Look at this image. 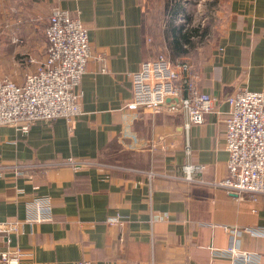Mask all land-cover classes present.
<instances>
[{
	"label": "crops",
	"instance_id": "crops-1",
	"mask_svg": "<svg viewBox=\"0 0 264 264\" xmlns=\"http://www.w3.org/2000/svg\"><path fill=\"white\" fill-rule=\"evenodd\" d=\"M228 3L225 31L189 61L201 89L219 101L203 123L188 128L183 109L131 104L132 72L163 54L162 41L152 42L146 31L145 0H0V55L3 41L18 54L26 39L25 75L46 57V38L38 47L35 38L45 37L54 9L81 18L92 48L73 127L64 118L37 121L28 132L1 124L0 163L76 157L109 165L0 176V221L22 222L0 234V264H245L212 254L229 247L253 252L248 264H264V195L237 199L212 184L228 174V99L242 87L264 90V0ZM164 49L169 58L180 55ZM187 164L205 166L196 181L185 178ZM129 168L160 174L150 180ZM36 198L50 200L47 220H33ZM117 215L121 220L111 224Z\"/></svg>",
	"mask_w": 264,
	"mask_h": 264
},
{
	"label": "built area",
	"instance_id": "built-area-1",
	"mask_svg": "<svg viewBox=\"0 0 264 264\" xmlns=\"http://www.w3.org/2000/svg\"><path fill=\"white\" fill-rule=\"evenodd\" d=\"M44 33L46 57L24 76V81L19 83L8 76L0 77V124L18 125L22 131L28 132L37 121L65 118L73 127L82 114L78 87L92 55L88 29L78 15L57 8L50 14ZM132 90L133 106L160 111L168 104L171 110H185L188 128L191 124L203 123L219 101L218 97L201 89L198 74L191 62H175L164 54L144 60L140 68L132 72ZM228 101L231 111L226 118L224 132V146L229 153L228 174L212 184L237 199L244 195L256 198L264 195V90L242 87ZM186 151L190 152L188 145ZM58 165H68L76 170L109 166L97 160L76 157L40 164L6 162L0 163V176L8 172L29 174L32 169L42 170ZM204 168L202 164H187L185 178L196 181L194 174L203 172ZM129 169L142 173L150 180L160 174L154 169ZM33 204L37 212L33 220H47L43 211L50 210V200L36 198ZM120 220V215L108 219L111 224ZM21 223L19 220L0 221V234L17 230ZM225 229L231 228L225 226ZM212 249V254L229 256L245 264L254 259L253 252L234 247ZM17 252L20 254V250ZM78 264L92 262L82 259Z\"/></svg>",
	"mask_w": 264,
	"mask_h": 264
},
{
	"label": "rangeland",
	"instance_id": "rangeland-1",
	"mask_svg": "<svg viewBox=\"0 0 264 264\" xmlns=\"http://www.w3.org/2000/svg\"><path fill=\"white\" fill-rule=\"evenodd\" d=\"M228 1L229 0H181L184 5V11H181V13L174 18L172 13L175 9V0H145L146 9L144 22L146 31H148L150 37H152V42H154V36L162 41L163 44H159V47L161 49L160 52L163 54L168 52L164 49L165 44L167 45V49H170L169 51L171 53L175 52L170 43L172 40V32L170 30L172 22L176 24V26L179 25L181 30L180 33L191 31V34H193L191 38L193 45L185 43L184 48L187 52L184 55L180 54L181 56L170 58L175 62L190 61L192 56L202 54L213 46L218 36L227 28L230 19ZM194 28L198 30L197 35L191 30ZM43 36L41 34L36 36L35 39L37 42L35 45L37 47L40 42L43 43L45 41V37L43 38ZM39 38L41 39L39 40ZM19 44L22 46V51L17 54L14 49L13 54L8 50V47L10 48L11 46L10 41L2 42L1 48H4L5 53L4 55H0V77L8 76L17 82H20V80L24 78L23 76L27 69L26 39ZM70 128H72V125H70ZM1 163L6 162L2 161Z\"/></svg>",
	"mask_w": 264,
	"mask_h": 264
},
{
	"label": "trees",
	"instance_id": "trees-1",
	"mask_svg": "<svg viewBox=\"0 0 264 264\" xmlns=\"http://www.w3.org/2000/svg\"><path fill=\"white\" fill-rule=\"evenodd\" d=\"M183 10H184V5L181 2V0H175V9L173 10V13H172L174 18L177 17L178 14H180L181 11H183ZM170 30L172 32V40H171L170 43L173 46L174 51L176 53H178V54H181L183 52L186 53L187 50L184 48L185 47L184 44L185 43L186 44L188 43V45L192 44V39L191 38H192L193 34H191V31L190 32H182V33H180L181 30H180L179 25L176 26V24H173V22H172V26H171ZM191 30H193L195 35L198 34L197 28H194V29H191ZM172 58H174V57L172 56Z\"/></svg>",
	"mask_w": 264,
	"mask_h": 264
}]
</instances>
